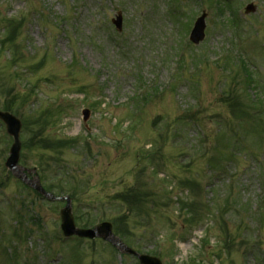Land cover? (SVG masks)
I'll use <instances>...</instances> for the list:
<instances>
[{
  "label": "rangeland",
  "instance_id": "374dc122",
  "mask_svg": "<svg viewBox=\"0 0 264 264\" xmlns=\"http://www.w3.org/2000/svg\"><path fill=\"white\" fill-rule=\"evenodd\" d=\"M227 1L0 0V40L24 18L17 63L0 48V109L22 123L20 166L74 199L80 225L128 215L130 247L162 264H264V0ZM202 11L205 39L192 46ZM10 144L0 124V264H136L100 241L64 240V203L7 173Z\"/></svg>",
  "mask_w": 264,
  "mask_h": 264
},
{
  "label": "water",
  "instance_id": "95a60500",
  "mask_svg": "<svg viewBox=\"0 0 264 264\" xmlns=\"http://www.w3.org/2000/svg\"><path fill=\"white\" fill-rule=\"evenodd\" d=\"M255 8L252 5L246 7L245 12L250 13L254 12ZM205 14H203L195 23L194 28L190 35V40L194 44H198L204 38V19ZM117 30L121 29V15L118 14L116 19L112 21ZM85 120L88 118V113L84 112ZM0 120L3 122L6 128V132L13 139V144L10 149V157L7 159L5 163V167L12 172L13 176L19 180L24 181L28 186L36 190L39 194L43 195L47 199L54 200L51 195L45 193L37 178L29 181L26 179L25 174L23 173V169L17 166L19 151H20V142H19V132L21 128V124L19 120L15 117L11 116L8 113L0 112ZM67 204L60 211L61 218V229L65 237L77 236L79 238H89L94 239L96 237L101 238L105 241L110 242L114 247H116L119 251L127 254L135 255L140 264H161L160 261L156 258L137 255L128 248H126L122 243L111 234V226L109 224H101L94 228L93 230H79L76 229L73 222L70 201L67 198H64Z\"/></svg>",
  "mask_w": 264,
  "mask_h": 264
},
{
  "label": "trees",
  "instance_id": "16d2710c",
  "mask_svg": "<svg viewBox=\"0 0 264 264\" xmlns=\"http://www.w3.org/2000/svg\"><path fill=\"white\" fill-rule=\"evenodd\" d=\"M21 28V23L18 22L17 20H10L8 21V27H7V34H6V42H14L17 38V36L19 35V29ZM4 43V42H3ZM2 45V43H1ZM16 51V50H15ZM17 52H14L13 51V55L16 54ZM12 55V60H14L16 57ZM4 110H9L8 107H4L3 108ZM46 125V123H42V128H41V132L43 131V127ZM41 132H39V134L37 136H35V140H37L39 137V135L41 134ZM42 141H40L38 144H41ZM44 148V147H43ZM44 150V149H43ZM42 167V166H40ZM45 182V181H44ZM66 186V183L64 184L63 182L60 184V186H58L59 188H61L60 190H65ZM51 187H49V191H52L50 190ZM62 192V191H61ZM59 192V193H61ZM125 195H121L120 196H117L116 199L118 200V202H120L121 204L125 203V202H129V200L133 199L135 200V197L137 195V193L135 192V190L133 191H129V192H126V193H123ZM138 203L140 204L141 203V199L138 201ZM124 217H122L121 219H123ZM85 220V223L83 224V227H90L91 225L94 224V219L93 217H87L84 219ZM116 232L118 233V235H121V237H124L123 235H127V230L126 229H123V228H116Z\"/></svg>",
  "mask_w": 264,
  "mask_h": 264
}]
</instances>
